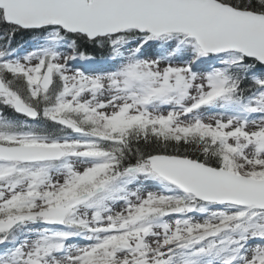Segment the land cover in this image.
<instances>
[{
	"label": "rangeland",
	"instance_id": "rangeland-1",
	"mask_svg": "<svg viewBox=\"0 0 264 264\" xmlns=\"http://www.w3.org/2000/svg\"><path fill=\"white\" fill-rule=\"evenodd\" d=\"M137 44H134V48H137ZM143 46L144 44H141V49ZM153 53L152 50H148V54L143 52L140 64H136L134 60L124 59L121 61L120 65L130 62L131 67L127 70L133 73L136 71V74L131 76L125 74L116 76L117 74L112 75L111 71L85 74L68 72L64 68L67 59L62 55L51 66L69 76L68 90L58 109L93 110L96 115L109 117L119 113H124L127 116L142 114L165 117L172 112L179 114V118L171 123L173 127L183 124L192 126L197 120L195 121V117L183 118L184 109L179 108L178 103H185L183 105L186 108L203 103L202 101L211 93L207 75L203 72L191 73L187 69L188 63L184 61L185 58L183 61L176 60L181 56L175 57V60L164 61L156 58ZM39 63L40 57L37 54L30 59L11 62L10 67L17 71L26 70L31 84L35 87L40 75ZM119 68L121 67H117V69ZM164 96H169V107H163ZM148 97H150V105L144 107L140 102ZM260 99L258 102L262 105L261 113L250 121L234 119L228 113L212 112L206 107L198 113L201 122H209L225 129L227 133L233 134L231 143L236 149L235 156L237 158L233 160L231 168L234 172L240 169L256 172L264 163V104L262 103L264 94ZM156 100H159L160 103ZM0 140L21 142L22 145H51L50 142L32 137L0 135ZM73 144L72 146L75 148L72 150L70 159L54 171L44 165H32L30 168L20 165L11 168L8 163L0 162V213L11 211L12 205L9 202L17 195L26 196L21 202L23 205L20 206V210H28L27 212L46 210L50 196L58 195L63 188L74 183L73 179L76 176L85 173L91 167L92 160L90 158L96 150L92 146L93 140L84 138L76 140ZM13 169L25 173L19 184L8 181V175L12 173ZM131 188L135 193L133 191L118 200H106L98 209H92L83 202L78 203L71 211L69 209L72 216L67 218L66 222L78 223L86 226L87 229L91 228L92 234H89L84 241L78 238L69 239L66 241L65 247L64 243L54 245L52 239L48 238L46 246L49 247V253L41 249L42 234L46 235L43 230L45 227L40 224L25 223L10 236L6 243L7 247L0 251V264H87L85 256L96 248L99 241L126 237L128 243L135 246L139 238L143 236V232L134 218L130 216L133 213L131 211L138 206L146 205L155 198L165 196L160 193L159 189L153 187L149 179L143 177L132 184ZM181 213L183 216H171L163 223L159 222L151 227L149 236L140 251H137L135 247L130 251L116 250L111 254L109 260H112L113 264H137L141 261L146 264H169L168 262L179 254V249L185 243L186 238L201 233L203 226L219 225L222 222H229L228 225L234 224L235 217L239 216L240 211L231 207H213L207 209L204 214L189 213L188 211L186 213L181 211ZM258 216L259 223L264 225V214ZM104 229H114V231L109 233L110 231L107 232ZM54 232L55 235H58L61 230L55 229ZM252 233L254 235L243 241L248 243V245H244L245 256L233 264H255L258 255L263 254L258 249L262 248L258 244L264 243V239L258 237L256 229ZM262 237L264 238V234ZM16 238L19 241L14 242ZM205 242L202 244L206 245ZM228 248L229 244H226L225 249ZM62 249L63 252H59ZM148 253H151L149 259L147 258ZM208 264L228 263L223 260L210 259Z\"/></svg>",
	"mask_w": 264,
	"mask_h": 264
},
{
	"label": "trees",
	"instance_id": "trees-1",
	"mask_svg": "<svg viewBox=\"0 0 264 264\" xmlns=\"http://www.w3.org/2000/svg\"><path fill=\"white\" fill-rule=\"evenodd\" d=\"M217 1L240 10L264 14V0ZM138 39L154 40L152 37H145L136 32L123 35V40L126 42ZM158 41L162 43L160 49H167L169 42L175 43L176 47L172 52L187 55L191 61L196 60L202 53L194 41L186 38H164ZM111 42L106 38L91 41L85 36L72 35L59 29L23 30L8 24L0 10V75L11 93L43 112L60 103L66 91V78L59 74L55 75L52 89L48 92L39 90L34 97L27 79L28 74L25 71L16 72L9 69L5 62L14 56L27 53L29 48L36 50L39 47L51 51L63 48L72 49V61L74 60L77 64L82 62L84 57H92L101 61L117 55L118 51ZM186 48L189 49L185 50ZM204 59L203 61L197 60V67L203 66L212 72H215L216 67L219 68L220 70L211 76L215 78L221 76L225 84L220 96L212 103L213 109L220 108L238 117L252 116L258 112L254 109L253 103L264 91V81L259 79L261 75H264V67L239 54L209 55ZM42 64L45 69L50 64V60L46 59ZM9 98V95H0V132H30L51 139L68 138L69 130L60 127L44 115H41L40 120L35 124L24 122L15 114ZM67 116L75 118L85 134H90L95 138L97 141L95 146L100 153L96 158L97 167L80 177L74 190L67 194L64 193L61 200L69 196H79L95 187L119 188L135 177L131 172L134 169L138 173L157 180V184L167 193L174 195L180 193L176 188L155 177L150 171L147 160L154 156L188 158L217 169H229L231 161L235 160L236 150L231 144L230 136L207 123L173 128L166 119L160 117L146 118L140 115L133 118L105 119L93 113L81 114L79 112H71ZM261 172L264 173V169L257 172L241 170V173L257 177L261 176ZM61 200L58 203H61ZM182 200L190 204H199L185 197L178 200L176 195V198L171 200H159L155 206L151 203L148 207L139 208L136 214L140 216L143 226H148L154 222L155 218L163 216L165 210L181 206ZM249 222L253 225L255 218ZM221 232L223 236L229 237L228 228ZM215 233L214 229H208L206 235ZM108 249V247H103L104 254L108 252ZM101 259L97 256L92 262Z\"/></svg>",
	"mask_w": 264,
	"mask_h": 264
},
{
	"label": "water",
	"instance_id": "water-1",
	"mask_svg": "<svg viewBox=\"0 0 264 264\" xmlns=\"http://www.w3.org/2000/svg\"><path fill=\"white\" fill-rule=\"evenodd\" d=\"M0 9L9 24L24 29L58 26L90 39L129 29L156 36L185 35L197 40L206 51H237L264 64V15L235 10L214 0H0ZM42 85L49 87L48 76ZM4 91L0 79V92ZM15 108L23 115L35 116V111L21 102ZM64 155L59 147L0 146V158L12 161H51ZM149 161L162 178L201 201L264 209V180L182 158L156 156ZM12 229L8 228L6 234Z\"/></svg>",
	"mask_w": 264,
	"mask_h": 264
},
{
	"label": "bare ground",
	"instance_id": "bare-ground-1",
	"mask_svg": "<svg viewBox=\"0 0 264 264\" xmlns=\"http://www.w3.org/2000/svg\"><path fill=\"white\" fill-rule=\"evenodd\" d=\"M150 256H151V253H148V254H147V258L149 259V258H150Z\"/></svg>",
	"mask_w": 264,
	"mask_h": 264
}]
</instances>
